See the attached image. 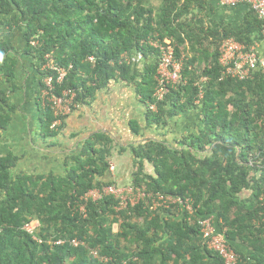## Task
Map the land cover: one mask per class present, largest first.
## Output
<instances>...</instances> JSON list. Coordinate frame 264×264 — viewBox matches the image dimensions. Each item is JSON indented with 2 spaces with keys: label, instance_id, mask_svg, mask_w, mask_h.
<instances>
[{
  "label": "trees",
  "instance_id": "16d2710c",
  "mask_svg": "<svg viewBox=\"0 0 264 264\" xmlns=\"http://www.w3.org/2000/svg\"><path fill=\"white\" fill-rule=\"evenodd\" d=\"M213 9L210 0H0L1 12L25 24V52L42 75L40 102L43 77L55 74L41 70L49 54L69 68L61 84L54 81L56 95L72 88L82 105L121 79L137 86L149 126L167 127L194 111L201 121L196 132L174 142L150 139L132 147L135 169L129 182L188 201L191 212L179 202L116 210L111 195L86 201L88 191L114 182L113 140L103 133L83 141L81 151L66 159L64 174L18 172V158L0 154V264H220L222 258L206 248L199 224L212 215L218 228H226L239 264H264V71L245 80L221 79L219 63L225 38L250 45L261 39L263 22L248 8L237 27L215 24L209 18ZM35 36L40 46L30 43ZM166 38L178 57L186 53V83L157 101L160 48L152 42ZM11 49L0 43V77L8 79L16 66ZM6 99L1 91L0 102L8 105ZM0 109L3 129L9 112ZM56 119L46 103L44 132H55ZM32 220L38 222L34 236L41 242L23 229ZM58 239L65 244H54Z\"/></svg>",
  "mask_w": 264,
  "mask_h": 264
},
{
  "label": "crops",
  "instance_id": "0c3cea01",
  "mask_svg": "<svg viewBox=\"0 0 264 264\" xmlns=\"http://www.w3.org/2000/svg\"><path fill=\"white\" fill-rule=\"evenodd\" d=\"M210 2L214 9L211 12L209 10V18L215 24L225 22L237 27L248 11V7L243 4L223 6L219 0ZM11 17L12 13L0 11V43L12 46L9 53L16 62L11 79L0 77V92L6 94L8 102V105L1 102L0 105L9 112L6 127L0 129V154L15 155L18 158V172L35 175L50 172L62 174L67 170L66 159L81 151L83 141L93 134L103 133L113 140L111 163L115 165V169L110 179L127 183L123 178L118 180L117 176L120 169H125L122 163L125 162L127 154V165L134 164L133 146L150 139L171 141L184 134L196 132L201 126L196 111L182 113L166 125L167 127L158 129L149 126L147 106L141 102L136 92L137 86L117 79L98 89L87 103L60 120H54L57 122L55 132L47 134L43 125L44 106L38 94L42 75L35 67L36 59L25 52V24L16 23ZM140 62L142 61L139 60L138 63ZM186 117L187 120L184 121ZM136 129L139 130L138 133Z\"/></svg>",
  "mask_w": 264,
  "mask_h": 264
},
{
  "label": "built area",
  "instance_id": "2783aa9c",
  "mask_svg": "<svg viewBox=\"0 0 264 264\" xmlns=\"http://www.w3.org/2000/svg\"><path fill=\"white\" fill-rule=\"evenodd\" d=\"M223 6H235L243 4L253 10L258 18L263 22L261 30V39L255 40L252 44L247 45L238 41L234 37L225 38L219 48L220 56L219 63L222 68L221 79H238L245 80L252 78L257 71H264V0H219ZM160 48L159 64L157 69V79L159 85L156 88L154 96L158 101L163 100L172 88H177L186 83L183 75L184 70V55L179 57L176 55L175 45L171 40L166 39L162 43H153ZM45 62L41 65V70L55 71V74H49L43 77L45 88L42 89L41 99L45 106L49 103L54 109L55 115L60 120L65 115L80 107V103L76 101L77 92L72 88H65L61 95L54 93L55 84H61L66 77L69 68L57 64L50 55L45 56ZM90 60H94L90 57ZM56 75V77L54 76ZM56 78V79H55ZM206 78L202 79V82ZM203 96V89L200 85V97ZM50 101V102H46ZM151 109L155 110L156 105L151 104ZM57 122L55 121L53 126ZM113 169V166H111ZM111 195L116 201V210L127 209L129 206H136L140 203H145L151 208L156 209L159 206L169 207L170 203L176 204L179 202L181 208L192 211L190 203L179 198H174L164 195H154L147 190L144 185L127 184H108L102 188H94L88 191L84 199L88 201L99 200L103 196ZM83 206H81L82 208ZM214 216H208L199 220L201 225V233L203 234L204 244L206 248L216 252L221 258L220 264H239V256L235 249L228 243L226 236V228H218ZM34 228L33 222L26 223L24 229L32 232ZM61 242V241H59ZM74 244H78V240H73Z\"/></svg>",
  "mask_w": 264,
  "mask_h": 264
},
{
  "label": "rangeland",
  "instance_id": "374dc122",
  "mask_svg": "<svg viewBox=\"0 0 264 264\" xmlns=\"http://www.w3.org/2000/svg\"><path fill=\"white\" fill-rule=\"evenodd\" d=\"M155 4H158L157 1H155ZM30 43L32 44V46H40L42 42L39 40V38L37 36H35L30 40ZM182 55H184V60H185L186 53L183 52ZM185 120H187V117L184 119V121ZM39 130L40 129L38 127L37 131H39ZM127 157H129L128 154H127ZM127 157H126L125 162L122 163L123 168H125V169H123V170L120 169L119 174L117 176V178H119L118 180H121V178H123V179H125L124 181H129V180H126L128 177H129L130 181L132 180L131 176H132V173H133V170L135 169V167H134V164H132V163L127 165V159H128ZM70 161L72 162L73 160H70ZM113 161L115 162V157H113ZM65 163H66V161H65ZM120 168H121V164H120ZM114 169H115V165H113V170ZM146 169L148 172H151V170L153 171V169H151L149 164H147ZM64 173H66V171ZM64 173H62V174H64ZM84 209H85V206H83L82 208H79L80 212L83 211ZM32 221H33L34 226L36 228V226L38 225V222L35 220H32ZM113 231H115V232L120 231V225L117 223L114 224L113 225Z\"/></svg>",
  "mask_w": 264,
  "mask_h": 264
},
{
  "label": "clouds",
  "instance_id": "9594fccd",
  "mask_svg": "<svg viewBox=\"0 0 264 264\" xmlns=\"http://www.w3.org/2000/svg\"><path fill=\"white\" fill-rule=\"evenodd\" d=\"M166 39H169V38H166ZM166 39H164V40H166ZM163 40V41H164ZM169 40H171V39H169ZM171 42H172V40H171ZM173 43V42H172ZM176 47V46H175ZM181 54H183V52L181 53ZM47 55H49V54H47ZM51 56V55H50ZM52 57V56H51ZM91 57H93V56H91ZM94 58V57H93ZM89 59H90V57H89ZM139 60H141L140 58H138L137 59V61H139ZM92 61V60H91ZM92 62H94V60L92 61ZM158 64H159V58H158ZM158 69V68H157ZM178 88V87H177ZM176 89V88H175ZM171 91V90H170ZM169 94V93H168ZM167 94V95H168ZM166 95V96H167ZM165 99V98H164ZM163 99V100H164ZM163 100H160V101H163ZM41 101V100H40ZM158 101V100H157ZM151 104H153V103H151ZM151 104L149 105V108H150V110L151 111H157V105H156V109L155 110H153V109H151ZM147 110H148V107H147ZM58 119V118H57ZM56 119V120H57ZM56 126V125H55ZM55 126H53V124H52V128H55ZM111 166H113V164L112 163H110V166H109V170H110V175L112 174V172L114 171L113 169H111ZM113 183H116V184H121V185H123V184H127V183H130L129 181L127 182V183H119V182H117V181H115L114 180V182ZM112 183V184H113ZM213 216V215H212ZM29 222H33V221H29ZM29 222H25L24 224H23V229H24V225L26 224V223H29ZM34 224V223H33ZM25 230V229H24ZM34 230H35V226H34V228H33V230H32V232H29V233H31L32 235H33V237L37 240V241H39V242H41L42 240L41 239H38V238H36V236H34ZM0 231H1V228H0ZM27 231V230H26ZM74 240V239H73ZM73 240H72V243H73ZM59 241H61V242H59ZM65 240L64 239H58V240H56L55 242H54V244H57V245H59V246H61V245H64L65 244Z\"/></svg>",
  "mask_w": 264,
  "mask_h": 264
}]
</instances>
